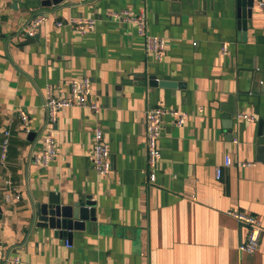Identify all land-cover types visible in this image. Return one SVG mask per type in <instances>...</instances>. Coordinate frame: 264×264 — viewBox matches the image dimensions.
I'll list each match as a JSON object with an SVG mask.
<instances>
[{
	"label": "crops",
	"instance_id": "obj_1",
	"mask_svg": "<svg viewBox=\"0 0 264 264\" xmlns=\"http://www.w3.org/2000/svg\"><path fill=\"white\" fill-rule=\"evenodd\" d=\"M40 1L0 0V134L11 133L0 163V241L11 254L21 264H264V15L254 7L242 17L238 0ZM123 8L147 10L148 33L166 41L160 59L144 50L133 23L107 14ZM39 11L47 19L36 35L19 37ZM80 17L93 18L94 28L75 30L69 21ZM80 75L90 77L97 108L58 113L51 126L57 153L40 166L32 155L45 123L43 98L66 93ZM157 104L186 117L177 127L164 115L149 183L143 112ZM96 126L112 158L106 176L91 163ZM5 178L19 199L3 200ZM51 196L63 205L94 201V221L73 230L68 246L35 226L36 204ZM227 210L261 221L253 254L238 251L246 227Z\"/></svg>",
	"mask_w": 264,
	"mask_h": 264
},
{
	"label": "built area",
	"instance_id": "obj_2",
	"mask_svg": "<svg viewBox=\"0 0 264 264\" xmlns=\"http://www.w3.org/2000/svg\"><path fill=\"white\" fill-rule=\"evenodd\" d=\"M254 7L257 11L264 15V0H254ZM110 17L118 20H124L133 23L136 26L137 35L142 39L144 50L160 59L165 50L166 41L159 35H153L147 31V10L145 8L138 12H133L129 8L120 10H112L107 13ZM47 15L44 11H39L28 18L18 29L17 35L23 38H32L39 31L42 24L46 21ZM93 18H75L69 23L80 33H86L94 28ZM58 24H62L61 21ZM222 54L227 52L226 43H222ZM91 79L88 75H80L70 79L68 83V91L58 95L48 93L42 101V108L45 115V123L42 128L41 143L36 152L32 155L34 163L40 166H47L57 153L56 139L53 135L52 124L57 119L58 113L65 107L69 106H88L96 109V103L90 102L89 97L92 94ZM170 115L174 125L183 126L186 113L176 108H169L162 104L151 105L145 108L143 112V120L145 124V149L148 182L153 183L156 180L157 165L160 160L159 138L163 128L164 115ZM237 117H244L248 120L251 116L236 113ZM20 121L26 131L28 124V114L20 110ZM11 133L8 129H2L0 134V163L4 161L7 155ZM235 142V139L233 140ZM91 163L93 169L100 175L106 176L112 172L113 163L109 151L108 141L104 137L101 127L96 126L92 129L91 137ZM232 160L229 155L224 157L223 165H231ZM221 177V168L215 167V178ZM3 185L6 189L3 191V200L10 202L12 199H19L13 183L9 178L3 179ZM13 190L15 194L13 193ZM226 214L233 217L239 223L246 227V235L238 245V251L245 254H253L260 245L262 234L261 221L253 213L247 210H227ZM65 245L68 246L67 239H64ZM0 264H21V258L17 254H11L10 249L0 241Z\"/></svg>",
	"mask_w": 264,
	"mask_h": 264
},
{
	"label": "water",
	"instance_id": "obj_3",
	"mask_svg": "<svg viewBox=\"0 0 264 264\" xmlns=\"http://www.w3.org/2000/svg\"><path fill=\"white\" fill-rule=\"evenodd\" d=\"M61 1L62 0H41L40 5H56ZM238 3L241 6L242 17H251L254 12V0H238ZM244 7H247L245 13ZM94 206V201H91L89 198L83 201L73 202L69 205H63L60 204L56 197L51 196L47 202L36 204L35 226L51 230L55 236L65 237L68 243H70L73 230L83 229L85 227V222L88 220L94 221Z\"/></svg>",
	"mask_w": 264,
	"mask_h": 264
}]
</instances>
